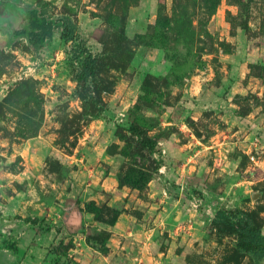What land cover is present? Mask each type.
Listing matches in <instances>:
<instances>
[{"label":"rangeland","instance_id":"1","mask_svg":"<svg viewBox=\"0 0 264 264\" xmlns=\"http://www.w3.org/2000/svg\"><path fill=\"white\" fill-rule=\"evenodd\" d=\"M10 2L0 264H257L216 219L264 233V0ZM44 2L55 25L36 47ZM64 18L78 39L62 38ZM89 53L95 117L79 81Z\"/></svg>","mask_w":264,"mask_h":264},{"label":"trees","instance_id":"2","mask_svg":"<svg viewBox=\"0 0 264 264\" xmlns=\"http://www.w3.org/2000/svg\"><path fill=\"white\" fill-rule=\"evenodd\" d=\"M5 0H3L4 2ZM48 2H44L42 9L33 10L32 26L34 30L30 33V38L36 47H42L49 38L53 36L54 21L48 19ZM2 11V10H1ZM62 27V38L67 42L79 38L77 32V24L70 18H64L60 21ZM97 58L89 53L85 60V66L82 72L79 73V81L81 88V95L85 101L87 113L90 116H98L101 112L99 105L101 100L96 98L94 94V86H90L92 78L95 76V68L97 66ZM149 83L151 78L146 81V89L149 91ZM92 88V89H91ZM147 102H152L149 95L145 99ZM132 132L140 136L141 143L144 147L155 148L157 143L147 134L144 136L140 133V126L138 124L132 125ZM216 221L223 228H230L237 232L242 240L241 248L253 254L256 263L259 264L264 260V233L262 228L253 223L252 220L244 215L238 222L230 221V217L224 213H218Z\"/></svg>","mask_w":264,"mask_h":264},{"label":"flooded vegetation","instance_id":"3","mask_svg":"<svg viewBox=\"0 0 264 264\" xmlns=\"http://www.w3.org/2000/svg\"><path fill=\"white\" fill-rule=\"evenodd\" d=\"M12 4L13 2H10V0H5L2 4V11H3V8H5L6 6H10Z\"/></svg>","mask_w":264,"mask_h":264},{"label":"water","instance_id":"4","mask_svg":"<svg viewBox=\"0 0 264 264\" xmlns=\"http://www.w3.org/2000/svg\"><path fill=\"white\" fill-rule=\"evenodd\" d=\"M3 0H0V20L5 18L6 13H1V4H2Z\"/></svg>","mask_w":264,"mask_h":264}]
</instances>
